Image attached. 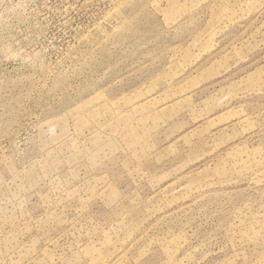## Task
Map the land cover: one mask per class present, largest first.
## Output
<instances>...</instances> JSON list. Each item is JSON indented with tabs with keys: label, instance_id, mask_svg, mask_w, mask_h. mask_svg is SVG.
<instances>
[{
	"label": "rangeland",
	"instance_id": "1",
	"mask_svg": "<svg viewBox=\"0 0 264 264\" xmlns=\"http://www.w3.org/2000/svg\"><path fill=\"white\" fill-rule=\"evenodd\" d=\"M0 264H264V0H0Z\"/></svg>",
	"mask_w": 264,
	"mask_h": 264
}]
</instances>
